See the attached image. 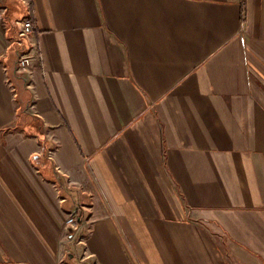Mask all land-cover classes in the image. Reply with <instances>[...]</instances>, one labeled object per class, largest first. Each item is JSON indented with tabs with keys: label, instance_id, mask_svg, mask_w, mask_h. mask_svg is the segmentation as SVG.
Segmentation results:
<instances>
[{
	"label": "crops",
	"instance_id": "crops-1",
	"mask_svg": "<svg viewBox=\"0 0 264 264\" xmlns=\"http://www.w3.org/2000/svg\"><path fill=\"white\" fill-rule=\"evenodd\" d=\"M0 264H264V0H0Z\"/></svg>",
	"mask_w": 264,
	"mask_h": 264
},
{
	"label": "built area",
	"instance_id": "built-area-1",
	"mask_svg": "<svg viewBox=\"0 0 264 264\" xmlns=\"http://www.w3.org/2000/svg\"><path fill=\"white\" fill-rule=\"evenodd\" d=\"M20 24L22 25L19 31L20 38L28 37L30 33L35 31V26L33 22L31 21V19H28V18L24 19L22 20V22H20ZM32 62L33 60L31 59V57H29V55L21 54L17 61V69L26 70L27 68L31 66ZM81 216H82V211L80 209H76L72 214H70L67 217L65 221V224L67 226H70L73 230L71 240H74L77 234H79V232L84 227L83 222L80 220Z\"/></svg>",
	"mask_w": 264,
	"mask_h": 264
},
{
	"label": "trees",
	"instance_id": "trees-1",
	"mask_svg": "<svg viewBox=\"0 0 264 264\" xmlns=\"http://www.w3.org/2000/svg\"><path fill=\"white\" fill-rule=\"evenodd\" d=\"M25 48H26V45L23 44V48L22 49H25ZM52 180H54L55 183L59 184V187L62 186V183L60 181V177L57 174H55V172H52Z\"/></svg>",
	"mask_w": 264,
	"mask_h": 264
}]
</instances>
